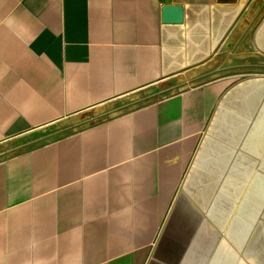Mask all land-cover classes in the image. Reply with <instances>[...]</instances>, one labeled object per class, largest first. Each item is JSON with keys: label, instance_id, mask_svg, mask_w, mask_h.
I'll return each mask as SVG.
<instances>
[{"label": "crops", "instance_id": "0c3cea01", "mask_svg": "<svg viewBox=\"0 0 264 264\" xmlns=\"http://www.w3.org/2000/svg\"><path fill=\"white\" fill-rule=\"evenodd\" d=\"M0 264H264V0H0Z\"/></svg>", "mask_w": 264, "mask_h": 264}, {"label": "water", "instance_id": "95a60500", "mask_svg": "<svg viewBox=\"0 0 264 264\" xmlns=\"http://www.w3.org/2000/svg\"><path fill=\"white\" fill-rule=\"evenodd\" d=\"M161 19L163 23H181L182 22V7L180 5L167 4L162 6Z\"/></svg>", "mask_w": 264, "mask_h": 264}]
</instances>
